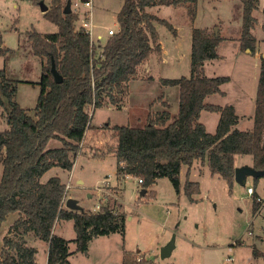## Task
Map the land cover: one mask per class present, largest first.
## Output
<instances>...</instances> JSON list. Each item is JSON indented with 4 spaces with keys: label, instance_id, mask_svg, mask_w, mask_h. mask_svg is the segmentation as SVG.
<instances>
[{
    "label": "trees",
    "instance_id": "trees-1",
    "mask_svg": "<svg viewBox=\"0 0 264 264\" xmlns=\"http://www.w3.org/2000/svg\"><path fill=\"white\" fill-rule=\"evenodd\" d=\"M51 1L52 9L45 15L58 26V32H29L33 53L42 62L40 81L26 82L40 86L34 110L25 109L17 102L20 81L10 79L5 69L0 70V118H5L8 124V129L0 131L3 165L0 229L11 214H18L8 231L15 236L4 237L0 264H37L38 250L29 246L25 238L30 233L48 245L49 264H70V241L53 231L60 221L74 222L77 252L88 251L89 242L96 237L124 231L125 214L108 204L98 213L65 208L67 185L59 176H52L46 182L42 177L55 167L72 171L87 132L94 129V114L90 108L118 106L139 68L152 53H161V44L153 46L152 43L157 38L156 24L177 36L176 28L168 20L147 9L186 6L194 20L198 3V0H124L117 15L119 31L105 44H96L85 29L76 27L79 17L75 12L64 13L71 0ZM241 1V48L255 53L256 38L252 31L257 24L254 12L259 9V0ZM221 41L223 38L214 31L193 28L191 76L160 79L162 87L179 88L177 114L172 115L170 103L166 101L162 103L165 109L149 115L143 127L115 126L116 144L109 148V153H97L94 158L115 156L118 177L140 178L145 190L157 179L167 177L180 193L181 172L187 167L185 192L191 201L199 188L189 178L196 162L207 163L211 173L219 175L230 187L235 181L238 155L251 156L252 166L264 170V58H261L255 98L254 127L240 130L236 128L239 116L233 105L206 103L211 95H224L221 87L230 81L228 76L202 74L204 64L219 57L217 49ZM2 43L0 36V46ZM8 51L0 48V57ZM53 63L63 78L62 83L54 79ZM203 111L220 114L215 134L209 133L199 121ZM108 125L104 127L109 128ZM52 140L58 141L60 146L50 148ZM259 208L256 201L255 211ZM253 255L262 256L256 247ZM123 264L159 263L125 252Z\"/></svg>",
    "mask_w": 264,
    "mask_h": 264
},
{
    "label": "rangeland",
    "instance_id": "rangeland-1",
    "mask_svg": "<svg viewBox=\"0 0 264 264\" xmlns=\"http://www.w3.org/2000/svg\"><path fill=\"white\" fill-rule=\"evenodd\" d=\"M71 1L74 3L77 0ZM41 2L49 10L52 9L51 0H0V36L3 41L0 48L9 49L0 57V70L5 69L10 79L20 81L17 102L20 100L23 108L30 110L37 106L40 86L26 82L40 81L42 65L41 59L33 53L29 32L35 30L51 34L59 30L42 11ZM92 2L94 33L103 34L107 41L110 29L119 31L117 15L124 0ZM71 9L74 12L72 6ZM86 11L88 9L81 5L76 13L79 17L76 23L78 29L84 23ZM147 11L168 20L176 28L177 36L157 23V38L152 43L153 46L161 44V53H152L139 68L136 79L129 83V90L118 106L109 105L96 110L90 108L94 114V129L86 136L83 150L76 158L72 185L67 184V198L77 200L78 212L94 210L96 205H103L101 201L104 199L111 208L125 214L124 231L92 239L86 252H77L74 242L77 234L72 220L57 222L54 232L70 241V264H123L125 252L137 257L143 254V257L159 264H264V177H250L246 186L234 181L230 187L219 175L211 173L207 163L199 161L190 172V180L199 187L192 195L194 201H191L185 192L186 168L182 169L180 176V193L167 177L157 179L146 190L147 193L139 184V178L127 176L123 180L118 177L115 156L94 158L97 153H109V148L116 144L115 126L143 127L149 115L165 109L162 103L166 101L170 103L172 115L177 114L179 88L162 87L160 79L191 76L193 28H207L214 32L218 30V34L224 38L217 49L219 57L207 61L202 74L208 77L228 76L230 81L221 87L224 95L214 94L208 97L206 103L233 105L239 115L255 109L261 58L264 55V0H259V9L254 12L257 18L252 31L256 38L255 53L240 47L243 15L241 0H198L194 20L186 6H156ZM219 119V113L205 111L199 121L209 133L215 134ZM105 124L110 127L105 128ZM253 126L254 120L243 118L239 129L252 130ZM6 129V119L0 118V131ZM49 146L59 147L60 143L52 140ZM246 162L251 164L252 157H236L239 167L246 165ZM56 172L60 173L64 182L69 183L68 172ZM52 176L57 174L49 173L42 181L46 182ZM77 180H84L86 188L79 189L83 185H78ZM249 186L255 189L254 195L248 194ZM88 192L95 194L94 199H89ZM258 198H261L260 202ZM256 201L260 205L258 211H255ZM17 218L18 214H11L2 224L0 254L4 237L15 236L8 231ZM25 238L29 246L38 249L37 264H49L45 242L33 233ZM171 241H174L173 248L163 257L162 249ZM254 247L262 256L253 255Z\"/></svg>",
    "mask_w": 264,
    "mask_h": 264
},
{
    "label": "water",
    "instance_id": "water-1",
    "mask_svg": "<svg viewBox=\"0 0 264 264\" xmlns=\"http://www.w3.org/2000/svg\"><path fill=\"white\" fill-rule=\"evenodd\" d=\"M41 9L44 13H47L49 11L48 6H46L44 4V2H41ZM71 12H72L71 1H69L67 6H66L64 13L69 14ZM215 32H216V34H218V30H216ZM263 58H264V56H263ZM51 71H52V74L54 76L56 83H62L63 78L58 73L54 63L52 64V70ZM262 176H264V170H257L251 165H244V166L236 167L234 179H235V182L240 184L241 186H246L248 178H250V177L251 178H259ZM142 194H144V193H142ZM77 206L78 205H77L76 200H74L72 198L68 199L66 201V207L68 209L74 210V209H77ZM173 245H174V241H171L166 247H164L162 249V256L163 257L167 256L170 253L171 249L173 248Z\"/></svg>",
    "mask_w": 264,
    "mask_h": 264
},
{
    "label": "built area",
    "instance_id": "built-area-1",
    "mask_svg": "<svg viewBox=\"0 0 264 264\" xmlns=\"http://www.w3.org/2000/svg\"><path fill=\"white\" fill-rule=\"evenodd\" d=\"M81 5H83L86 9H88V11L85 12V19H84V23L80 28H83L87 31V33H89L92 37V39L95 41L96 44H105L106 40H104V36L103 34L100 33H94V25L91 21V10L93 7V2L92 0H77L76 2H72L71 1V6L74 9L75 13L79 12V9L81 7ZM117 31H114L113 29H110L108 31V36L111 37L113 36ZM95 35V36H94ZM139 184L142 185L143 184V180L139 178ZM102 188V187H101ZM247 192L249 195H254L255 194V189L251 186H249L247 188ZM257 201H261V198H258ZM95 213L98 212H103V205H96L94 208Z\"/></svg>",
    "mask_w": 264,
    "mask_h": 264
},
{
    "label": "crops",
    "instance_id": "crops-1",
    "mask_svg": "<svg viewBox=\"0 0 264 264\" xmlns=\"http://www.w3.org/2000/svg\"><path fill=\"white\" fill-rule=\"evenodd\" d=\"M241 23H242V20H241ZM264 24V23H263ZM223 38V37H222ZM226 39V38H225ZM240 39V38H239ZM223 40H224V38H223ZM239 42H240V40H239ZM241 45V44H240ZM241 47V46H240ZM264 56V55H263ZM41 65H42V62H41ZM225 94H226V92H225ZM212 96V95H211ZM210 97V96H209ZM256 98V97H255ZM208 99V98H207ZM207 99H206V101H207ZM18 103L22 106V107H24L23 106V104L21 103V101L19 100L18 101ZM235 107V106H234ZM235 109H236V107H235ZM203 112H205V111H203ZM202 112V113H203ZM236 113H237V109H236ZM254 113H255V109L253 108L252 110H251V112H249V113H247V114H242V115H239V114H237L238 116H239V122H238V124H237V126H236V128H238L239 129V125H240V121L243 119V118H249V119H251V120H253V116H254ZM202 115V114H201ZM201 118V117H200ZM254 127V126H253ZM240 130H242V129H240ZM91 132V130L90 131H88L87 132V134H86V136L88 135V133H90ZM86 141V140H85ZM84 141V142H85ZM244 164H246V165H251L252 166V164L253 163H244ZM236 166L237 167H239V165L238 164H236ZM1 167H3L2 166V163H1V161H0V182H1V179H2V175H3V170H2V168ZM74 168H75V165H74V167H73V169H72V171H66V170H63V169H61V168H59V167H55V168H53V169H51L49 172H47L43 177H42V180L49 174V173H52V172H55V174H57V176H59L60 178H61V180H62V182L64 183V184H70V185H72L71 184V178H72V174H73V171H74ZM183 168H186L187 169V167H183ZM57 170H61L62 172H68V175H69V178H68V182L69 183H66V182H64L63 181V179H62V177H61V175H60V173H58V172H56ZM182 173V172H181ZM49 179V178H48ZM47 179V180H48ZM82 182V183H81ZM78 185H83V186H81V187H79V189H83V188H86L85 186H84V180H82V181H80V180H77V182H76ZM89 194H88V196H89V199L90 200H92V199H94L93 197H95L94 195V193H90V192H88ZM95 199H98V200H102V198H95ZM67 200H68V198H67ZM76 202H77V200H76ZM102 203H103V205L105 206L106 204H108V202H105L104 201V199L101 201ZM77 205H78V203H77ZM84 210H88V209H84ZM91 211H94V210H91ZM54 231V230H53ZM54 234H55V232H54ZM38 240V239H37ZM45 245H46V247H47V249H48V245L45 243ZM30 246H32V247H34L33 245H30ZM36 248V247H35ZM37 249V248H36ZM38 250V249H37ZM141 255V254H140ZM145 255V254H144ZM142 257H143V254L141 255ZM145 258H146V256H145ZM147 259V258H146Z\"/></svg>",
    "mask_w": 264,
    "mask_h": 264
}]
</instances>
